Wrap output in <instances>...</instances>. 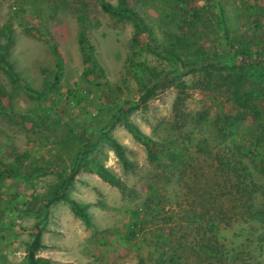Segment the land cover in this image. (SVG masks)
I'll return each instance as SVG.
<instances>
[{"label": "rangeland", "instance_id": "374dc122", "mask_svg": "<svg viewBox=\"0 0 264 264\" xmlns=\"http://www.w3.org/2000/svg\"><path fill=\"white\" fill-rule=\"evenodd\" d=\"M108 1L132 8L146 32L96 0H0V44L8 27L18 77L0 70V264H26L37 227L36 256L49 264H168L162 249L176 264H264V221H244L226 173L242 162L264 183V157L247 153L257 121L232 101L239 89L264 109V64H254L264 63V0ZM80 33L100 73L83 75ZM49 39L61 56L58 77ZM241 53L251 56L243 70L214 68ZM170 74L169 87L129 109L144 86ZM115 119L160 143L156 162L121 122L108 127ZM104 134L122 145L128 167ZM80 137L90 148L78 157ZM77 160L83 167L63 187ZM61 192L84 206L88 225L52 201ZM212 233L217 262L200 249Z\"/></svg>", "mask_w": 264, "mask_h": 264}, {"label": "trees", "instance_id": "16d2710c", "mask_svg": "<svg viewBox=\"0 0 264 264\" xmlns=\"http://www.w3.org/2000/svg\"><path fill=\"white\" fill-rule=\"evenodd\" d=\"M100 8L112 15V16H123L129 19L133 26L136 28L139 32H146L145 25L141 18L136 14V12L130 8L127 5H123L120 7L113 6L108 0H96ZM10 29L8 27L3 28V35L5 37L4 42L0 44V70L5 71L12 77L18 79V77L14 74L12 64L9 60L8 56V48L11 43V37H10ZM49 45L52 50V53L55 56V68L57 69L56 76L58 77V71L61 68V56L56 49L55 44H53L49 39ZM151 45V44H149ZM79 48L82 55L83 63H84V70L83 75L88 76L94 73H100L101 70L95 66V63L93 60H91V48L87 45H85V37L83 33L79 34ZM155 54L157 56H160V53L156 51V48H154ZM241 55V58H239ZM243 55V56H242ZM169 56L172 57V55L169 53ZM251 59V56H247L244 53L241 54H231L229 61L223 62V63H216L214 66L217 70H224V69H236L237 71H241L244 69L246 65V61ZM251 61V60H250ZM254 64H264L262 61H256ZM200 65L204 66H213L214 63H202ZM199 66L196 63L190 64L188 67L189 71H194V69L198 68ZM180 73L179 70H175L174 74ZM185 73V71H184ZM173 74V76H174ZM173 76L165 75L161 77L159 80L151 84V86L146 87L144 86L142 93L140 94L137 103H133L130 105L129 109L133 110L137 107H139L142 104H145L149 99L153 98L156 94L163 91L167 87H169L173 83ZM234 76L237 77V74L235 72L234 75H230V78H234ZM57 79V78H55ZM264 98V96H262ZM179 99V98H177ZM178 101V100H177ZM232 101L234 106L237 108L247 111L254 119L257 121V127L258 131L255 130L254 132V138L252 141L251 147L247 150V153L249 156L253 159L257 158H263L264 157V109L259 108L253 101L250 94H247L246 92H243L241 90H234L232 92ZM180 103V102H179ZM117 119V118H116ZM112 120L108 127L111 129L113 128L116 123L121 122V124L127 128V130L131 133L133 138L137 140L139 143H141L145 148L146 158L149 162H156L158 159V153L160 151V143L153 140L148 135L140 132L133 126L132 123L128 122L127 120L123 119L121 120ZM105 135V140L109 143V145L114 149L115 154L121 163L122 167L126 168L129 166V162L126 159V156L123 152V147L121 144H119L113 137H111L108 134ZM81 140V147L78 154V157H81L83 151L85 152L90 148V144H88L87 141H85L82 137H80ZM80 159V158H79ZM78 159V160H79ZM78 160L73 167L70 175L68 178L64 180V186L70 184L73 180L74 175L83 167L78 164ZM231 161L227 160L225 162V168L226 166L230 165ZM86 169L88 166H85ZM92 169L101 177L103 180L107 181L109 184L122 188L121 182L115 178L111 173H109L103 166H98L95 164H92ZM224 169V168H223ZM259 174L264 175V165H262L260 168H258ZM227 173L228 181L231 184V188L235 190V193H238L241 197L240 199V205L239 207L243 209L245 216H243V219L245 222H261L264 221V203L260 204L258 206H254L252 203L251 195L258 194L262 197L264 200V183L257 184L255 181V176L252 173V171L249 169L248 165L245 163H238V165L235 167L234 165L229 168ZM234 179V180H233ZM233 183V184H232ZM56 200H62L65 203H67L70 207V209L73 211V213L78 216L85 224H89V216L82 204L77 203L75 200L69 198L67 194L64 192H61L57 196H55L52 201ZM251 200V201H250ZM222 219L226 218L229 221L231 220L230 216H221ZM213 222L217 219V217L213 216ZM138 226L137 223H134L131 225V229L129 231V239L133 238L136 233V227ZM42 228L36 229V232L31 236V240L26 248V255H25V261L26 264H49L47 259H44L42 257L36 256V253L39 249H41L42 242H41V235H42ZM214 234H211V237L207 239V246H201L202 250H204V255L206 256L207 260H215L218 256L221 255V252L217 250L216 246V240L214 238ZM261 238H259V242L261 243ZM258 242V243H259ZM161 257H168V264H176V257L175 253L168 254L167 249H162ZM244 262L243 264H248L249 260L248 258H243ZM217 262V261H216Z\"/></svg>", "mask_w": 264, "mask_h": 264}]
</instances>
